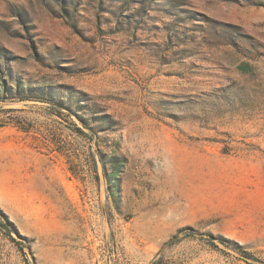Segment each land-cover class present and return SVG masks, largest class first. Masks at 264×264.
I'll use <instances>...</instances> for the list:
<instances>
[{
	"label": "rangeland",
	"instance_id": "rangeland-1",
	"mask_svg": "<svg viewBox=\"0 0 264 264\" xmlns=\"http://www.w3.org/2000/svg\"><path fill=\"white\" fill-rule=\"evenodd\" d=\"M0 264H264V0H0Z\"/></svg>",
	"mask_w": 264,
	"mask_h": 264
}]
</instances>
